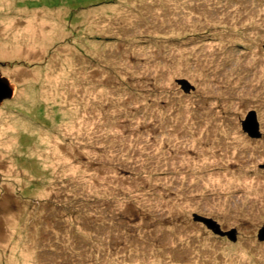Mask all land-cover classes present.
<instances>
[{
    "label": "rangeland",
    "instance_id": "rangeland-1",
    "mask_svg": "<svg viewBox=\"0 0 264 264\" xmlns=\"http://www.w3.org/2000/svg\"><path fill=\"white\" fill-rule=\"evenodd\" d=\"M0 74V264H264V0H0Z\"/></svg>",
    "mask_w": 264,
    "mask_h": 264
},
{
    "label": "water",
    "instance_id": "water-1",
    "mask_svg": "<svg viewBox=\"0 0 264 264\" xmlns=\"http://www.w3.org/2000/svg\"><path fill=\"white\" fill-rule=\"evenodd\" d=\"M179 83L182 85V88L187 92L192 86L188 84L186 80H180ZM14 96V86L8 80V78L0 74V104L6 100L11 99ZM242 129L250 137H260L261 133L259 131V124L256 119V114L254 111H250L246 118L242 121ZM193 220L202 222L205 226L210 229L213 233L219 236H226L231 241H236L237 233L235 229L231 230H222L220 225L213 219L200 216L198 214L193 215ZM258 239L264 240V226L258 232Z\"/></svg>",
    "mask_w": 264,
    "mask_h": 264
}]
</instances>
